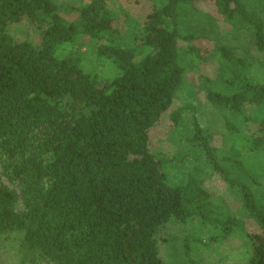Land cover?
<instances>
[{"label": "trees", "instance_id": "16d2710c", "mask_svg": "<svg viewBox=\"0 0 264 264\" xmlns=\"http://www.w3.org/2000/svg\"><path fill=\"white\" fill-rule=\"evenodd\" d=\"M113 1L89 0L70 21L53 0H0V255L16 239L29 264H164L171 220L200 217L220 230L210 242L243 237L238 264H264V0H145L139 21L120 20ZM25 20L34 41L11 31ZM184 47L220 65L204 84L226 133L215 146L193 111L187 141L211 173L174 184L151 132L185 80ZM105 61L113 77L98 74ZM212 173L252 227L216 208Z\"/></svg>", "mask_w": 264, "mask_h": 264}, {"label": "rangeland", "instance_id": "374dc122", "mask_svg": "<svg viewBox=\"0 0 264 264\" xmlns=\"http://www.w3.org/2000/svg\"><path fill=\"white\" fill-rule=\"evenodd\" d=\"M53 1L60 6L61 14L72 21L80 16V9L89 0ZM111 6L115 8L119 18L121 17L120 20L125 19V15H128L130 19L139 21L143 18V11L148 5L145 0H117L113 1ZM198 7L206 13H213L215 9L214 3L211 1L200 2ZM219 26L222 27L220 33H225L224 35L231 38L230 40L234 41L235 37L239 36V34L229 33L227 24L220 23ZM11 31L19 41H34L39 32L35 24L29 20L13 26ZM180 49V63L187 68L185 80L176 93L172 106L162 116L159 125L151 132V150L163 160L168 181L174 184L190 182L189 179L192 175L194 178L192 168H199L201 172L211 173L212 167L207 165L205 157L197 158V148L192 147L187 141V136L190 134L188 124L193 117V111L202 127L213 134L212 144L222 146L226 133L220 111L207 100V88L204 84V79L207 76L220 70L219 63L214 60L201 63L195 53L193 55L186 53L185 47ZM90 51L92 52V49ZM253 53L257 52L253 50ZM194 59L196 60L193 61ZM260 59H263L262 62H264V57L260 56ZM86 63L93 66L92 60ZM193 63L195 65H192ZM255 67L256 73L264 78V66L257 64ZM96 70L104 78L113 77L116 73L115 68L108 61L99 67L96 66ZM173 111L182 114L179 126L173 124ZM205 181L206 187L212 193V200L220 212L226 209L227 212L238 214L245 220L248 227H252L253 223L241 208V203L235 192L229 189L219 174L212 173ZM171 221L163 233V236L168 239L161 238L162 240H160V252L164 264H192L193 262L198 264H238L249 255L247 248L244 247V239L239 234L224 238L220 242H210L216 232H220V230L219 228L205 227L200 217L188 223H178L175 219ZM18 243L19 241L15 239L11 244L6 245L0 255L3 264H29V256L21 251Z\"/></svg>", "mask_w": 264, "mask_h": 264}]
</instances>
